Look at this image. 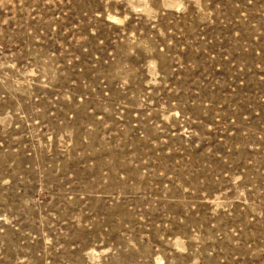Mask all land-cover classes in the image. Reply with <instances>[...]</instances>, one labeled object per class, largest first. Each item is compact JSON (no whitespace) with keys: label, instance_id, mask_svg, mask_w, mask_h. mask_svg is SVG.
<instances>
[{"label":"rangeland","instance_id":"374dc122","mask_svg":"<svg viewBox=\"0 0 264 264\" xmlns=\"http://www.w3.org/2000/svg\"><path fill=\"white\" fill-rule=\"evenodd\" d=\"M0 264H264V0H0Z\"/></svg>","mask_w":264,"mask_h":264}]
</instances>
